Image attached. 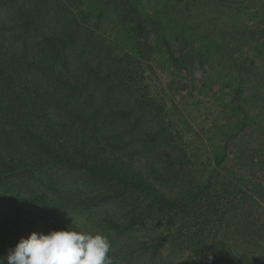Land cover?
I'll use <instances>...</instances> for the list:
<instances>
[{
  "label": "trees",
  "instance_id": "16d2710c",
  "mask_svg": "<svg viewBox=\"0 0 264 264\" xmlns=\"http://www.w3.org/2000/svg\"><path fill=\"white\" fill-rule=\"evenodd\" d=\"M262 202L264 0H0V256L79 225L113 264H264L229 232Z\"/></svg>",
  "mask_w": 264,
  "mask_h": 264
},
{
  "label": "clouds",
  "instance_id": "9594fccd",
  "mask_svg": "<svg viewBox=\"0 0 264 264\" xmlns=\"http://www.w3.org/2000/svg\"><path fill=\"white\" fill-rule=\"evenodd\" d=\"M110 250L106 234L76 225L21 237L6 256H0V264H113ZM212 259L209 255V262Z\"/></svg>",
  "mask_w": 264,
  "mask_h": 264
},
{
  "label": "rangeland",
  "instance_id": "374dc122",
  "mask_svg": "<svg viewBox=\"0 0 264 264\" xmlns=\"http://www.w3.org/2000/svg\"><path fill=\"white\" fill-rule=\"evenodd\" d=\"M202 48L204 49L205 47L203 46ZM160 72L163 74L165 78H168V75L166 72H164V70L160 69ZM186 91H187L186 89H182L180 93H177L174 97L175 102H177L180 107L187 105L186 100H185V99H188L187 96H185ZM195 96H196L195 99L199 97L196 94ZM262 205L264 207V202H262ZM250 208L251 207H248L249 211H250ZM259 212L262 213V217L258 216L259 213L258 214L256 213V217L254 216V218L257 219L259 222L258 224L256 223V226L251 227L250 216H249L247 219L245 218L242 219V221L238 225V229L237 230L234 229L235 231L234 233L232 230L229 231L231 238H235L236 240V244H232V248L234 250H238L240 252L242 251L244 252L245 250L251 251L250 248H255L256 246L264 250V208H261ZM245 221L248 222L246 226L244 225ZM241 226H244V227H241Z\"/></svg>",
  "mask_w": 264,
  "mask_h": 264
}]
</instances>
